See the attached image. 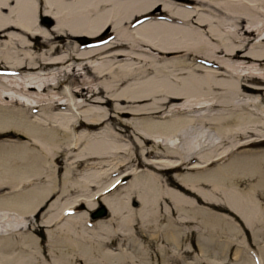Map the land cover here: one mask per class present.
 Instances as JSON below:
<instances>
[{
	"label": "bare ground",
	"instance_id": "obj_1",
	"mask_svg": "<svg viewBox=\"0 0 264 264\" xmlns=\"http://www.w3.org/2000/svg\"><path fill=\"white\" fill-rule=\"evenodd\" d=\"M0 133V264H227L223 208L264 234V0H0Z\"/></svg>",
	"mask_w": 264,
	"mask_h": 264
},
{
	"label": "rangeland",
	"instance_id": "obj_2",
	"mask_svg": "<svg viewBox=\"0 0 264 264\" xmlns=\"http://www.w3.org/2000/svg\"><path fill=\"white\" fill-rule=\"evenodd\" d=\"M46 18V17H45ZM47 19H50V18H47ZM51 23H52V20H51ZM52 25V24H51ZM106 35V33L103 35V37ZM213 133V132H212ZM8 135L5 134V133H0V139H4V137ZM24 139V138H23ZM26 139V138H25ZM261 149H264V147H261ZM82 173H84L83 171L78 173V176H70V180H74V181H77V180H80V177H82ZM62 180H63V174L61 172V180H60V186L62 184ZM248 186H242V188L244 189H248L247 188ZM101 199V198H100ZM100 199H98L97 201L100 202ZM66 199H63V201H61L62 203L65 202ZM259 201V200H258ZM263 202H260L262 204V206L264 207V198L262 199ZM131 205L135 208H138V201H133L131 203ZM201 205H204V206H209L208 204H204V203H201ZM264 209V208H263ZM223 213L229 215V217H231V219L233 221L236 222V225L238 226L239 230H241V232L236 236H234L235 238L234 239H231V234L228 235V234H223L224 236H221L220 239L218 240L217 243H220V244H224L223 241H229V245L225 246V254L222 258H225L224 261H226L227 264H234V254L236 253V251L239 250L243 253V254H248V256L250 258H253L256 260V263L257 264H263V261H262V258L264 257V234H261L258 239L256 240V238L254 239V236H253V233L251 232V230L249 229H246L244 227V223L241 221V219L236 216L235 214H233L230 210L228 209H225L223 208ZM53 211V210H52ZM81 213L83 214H88V219L91 220L90 223L91 224H95L96 222H94L92 219H91V212L89 213V211L86 209V207L83 205L82 208H81ZM4 214H7L9 216H11L13 213H5V212H0V216L1 215H4ZM13 217V220L15 219L16 215H12ZM264 218V217H262ZM264 222V220H263ZM26 225V222H23L22 223V226H25ZM46 237V232L43 233ZM39 239H41V237H38ZM196 240H197V236L194 235L193 237H191V245H193V249H194V253H192L190 255V257H192L193 259H195V256L198 257L200 259V257L202 256L201 254V251L200 249L197 247L196 245ZM193 241V242H192ZM238 241V242H237ZM228 244V243H227ZM208 255L209 257L212 258V254L211 252H208ZM255 256V258H254ZM263 256V257H262ZM215 257V256H214ZM213 257V258H214ZM201 259H203L201 257ZM217 259V258H216ZM202 264H207V263H202Z\"/></svg>",
	"mask_w": 264,
	"mask_h": 264
},
{
	"label": "water",
	"instance_id": "obj_3",
	"mask_svg": "<svg viewBox=\"0 0 264 264\" xmlns=\"http://www.w3.org/2000/svg\"><path fill=\"white\" fill-rule=\"evenodd\" d=\"M106 215H107V210L102 207L95 214H93V218H101Z\"/></svg>",
	"mask_w": 264,
	"mask_h": 264
}]
</instances>
